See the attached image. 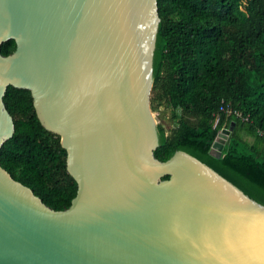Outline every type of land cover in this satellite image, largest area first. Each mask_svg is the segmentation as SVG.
<instances>
[{
    "label": "water",
    "instance_id": "water-1",
    "mask_svg": "<svg viewBox=\"0 0 264 264\" xmlns=\"http://www.w3.org/2000/svg\"><path fill=\"white\" fill-rule=\"evenodd\" d=\"M159 22L157 0H0V148L6 90H27L77 186L55 211L0 166V264H264V206L185 152L154 157Z\"/></svg>",
    "mask_w": 264,
    "mask_h": 264
},
{
    "label": "trees",
    "instance_id": "trees-1",
    "mask_svg": "<svg viewBox=\"0 0 264 264\" xmlns=\"http://www.w3.org/2000/svg\"><path fill=\"white\" fill-rule=\"evenodd\" d=\"M157 8L151 109L164 105L177 122L169 134L157 126L154 157L166 161L185 152L264 206L262 0H157ZM15 48L9 40L0 52L8 56ZM221 102L248 121L219 114ZM3 103L14 132L0 148V166L46 206L68 208L77 186L60 138L41 126L29 91L9 86ZM231 123L235 133L218 153L213 144Z\"/></svg>",
    "mask_w": 264,
    "mask_h": 264
},
{
    "label": "rangeland",
    "instance_id": "rangeland-1",
    "mask_svg": "<svg viewBox=\"0 0 264 264\" xmlns=\"http://www.w3.org/2000/svg\"><path fill=\"white\" fill-rule=\"evenodd\" d=\"M154 107L155 108L153 110L151 109V112L155 123L157 124V126L162 127L166 134H169L173 129H175L177 122L176 119L172 116V111L164 105L156 106L155 104Z\"/></svg>",
    "mask_w": 264,
    "mask_h": 264
},
{
    "label": "built area",
    "instance_id": "built-area-1",
    "mask_svg": "<svg viewBox=\"0 0 264 264\" xmlns=\"http://www.w3.org/2000/svg\"><path fill=\"white\" fill-rule=\"evenodd\" d=\"M263 5H264V0H262ZM219 114H223L225 116H230V117H235L236 119L240 120L241 122H247L248 121V117H245L242 115L241 112L234 110L230 104L228 103H224L221 102V107L219 109ZM219 119V115L216 116V119L214 121V125L218 122ZM259 136L264 138V133L263 132H259L258 133Z\"/></svg>",
    "mask_w": 264,
    "mask_h": 264
},
{
    "label": "flooded vegetation",
    "instance_id": "flooded-vegetation-1",
    "mask_svg": "<svg viewBox=\"0 0 264 264\" xmlns=\"http://www.w3.org/2000/svg\"><path fill=\"white\" fill-rule=\"evenodd\" d=\"M189 122L192 124V123H194V121H193V119H189ZM231 125H233V127H232V129L230 130V128H231ZM231 125L228 127V128H225V129H223V130H221V132H220V134H219V136H218V139H217V141L215 142V143H220L221 144V146H220V148H221V150H220V152L223 150V147L225 146V145H228L229 143H230V141H231V139H232V136L234 135V127H235V125H234V123H231ZM220 152H218V153H220Z\"/></svg>",
    "mask_w": 264,
    "mask_h": 264
},
{
    "label": "crops",
    "instance_id": "crops-1",
    "mask_svg": "<svg viewBox=\"0 0 264 264\" xmlns=\"http://www.w3.org/2000/svg\"><path fill=\"white\" fill-rule=\"evenodd\" d=\"M248 141H251L252 139L246 138Z\"/></svg>",
    "mask_w": 264,
    "mask_h": 264
}]
</instances>
